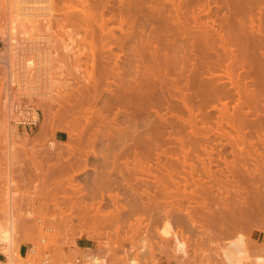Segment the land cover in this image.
<instances>
[{"label": "rangeland", "instance_id": "obj_1", "mask_svg": "<svg viewBox=\"0 0 264 264\" xmlns=\"http://www.w3.org/2000/svg\"><path fill=\"white\" fill-rule=\"evenodd\" d=\"M76 1L59 0L58 11L51 15L43 37L49 38L47 69L52 71V81L58 82L47 83V89L45 84H33L41 97L32 102L22 98L19 65L32 57L35 68L40 60L28 51L31 44L20 41L12 57L13 41H8L7 33L6 38L0 35V216L6 203L3 192L10 183L17 193L12 199L19 235L16 245L37 243L45 236L36 223L41 218L55 230L46 235L48 244L100 245L104 232L116 234L121 252L129 253V246L139 251L144 237L153 246L162 244L161 252L153 254L157 264H193L196 258L208 264L218 248L223 260L225 245L236 233L245 236L251 253L264 254V244L255 242L258 230L264 233V174L253 179L259 187L253 188L258 189L253 194L257 197L249 198L250 207L239 208L236 196L219 189L226 177L229 183L233 179L227 162H237L244 171L254 169L256 155L264 157L260 143L264 138V0H85V18L77 13L81 5ZM69 5L73 10L67 9ZM10 12L12 0H0V24ZM70 37L76 42L73 46L68 45ZM85 37L92 39L99 59L94 70L99 83L94 89L83 81L93 71ZM63 46L72 47L73 53L62 51ZM83 48L87 57L74 58ZM11 57L18 66L12 67ZM11 72L16 73V81L10 82ZM33 78L34 74L28 77ZM144 83L148 106L141 104L146 100L141 92ZM127 87L143 99L133 101L140 102L141 108L135 103L129 108L121 105ZM245 97L252 106L241 105ZM62 100L69 101L75 117L95 120L90 130L107 133H79L71 117L56 118L53 113L60 109L56 102L63 104ZM256 101L260 109L253 112ZM32 108L37 113L34 122L30 124L29 116L18 120L20 112ZM128 110L133 113L128 115ZM96 111L109 127L99 126ZM226 114L240 122V135L247 140L240 148L232 139L238 132L224 124ZM129 118L136 122L134 133L127 128ZM8 121L16 126L14 131L5 126ZM116 125L126 126L124 133H116ZM68 126L75 131L71 133L75 140L69 138ZM105 147L113 153L107 160L92 154H101ZM80 151L89 154L86 161L81 157L77 162ZM23 172L29 174L26 181ZM9 173L10 180H4ZM245 180L241 185L248 190L253 181ZM27 193L33 196L28 198ZM54 215L56 220L49 221ZM164 220H170L188 243V256L179 262L173 260L171 241L159 235Z\"/></svg>", "mask_w": 264, "mask_h": 264}, {"label": "bare ground", "instance_id": "obj_2", "mask_svg": "<svg viewBox=\"0 0 264 264\" xmlns=\"http://www.w3.org/2000/svg\"><path fill=\"white\" fill-rule=\"evenodd\" d=\"M56 1L57 0H12V12H10V14H9V17H7V18H5L4 20H3V24H0V35L1 36H3L5 33H7L6 35H8V38H9V40L8 41H13V45L14 46H11L9 49H10V52H9V54L13 57V55L14 54H16L15 53V49H16V47H17V45L19 44H17V41H20V43H26V45L29 43V48H28V51H34L35 52V54L37 55V59L36 60H40V61H38V64H37V67H33L34 65H33V61H31V60H33V58L31 57V58H29L28 57V59L27 58H24V62H21V65H19V66H21V67H19V69L20 70H22L21 71V74H20V77H22V79H21V81L22 82H24V92L23 93H21V95H23V99H26V100H28V101H31L32 102V99H34L35 97L36 98H39V97H41V96H39L38 95V88L37 87H35L34 85H42V84H45V86L43 87L44 89H47L46 88V86H47V83L49 84V86H51V84H52V82H54V83H57L58 81H52L53 79V77L51 76V70L50 69H47V68H49V67H47V66H49V60L48 59H46V58H49V52L50 51H48L47 50V48H46V45L47 44H49V38H47V37H43L44 35H45V31H49V28H50V18H51V15H53V12L54 11H58V8H57V4L58 3H60L59 2V0H58V2L56 3ZM68 1V0H67ZM70 1V0H69ZM85 0H77L76 2H80L79 3V5H81V7L80 8H75L76 10H77V13L79 14V15H82V17H84L85 18V16H86V14H87V9H86V5H85V2H84ZM72 2V1H71ZM64 3V2H63ZM65 5V4H64ZM85 5V6H84ZM70 7H72V6H70L69 5V7L67 6V9L68 8H70ZM57 8V9H56ZM70 9H72V8H70ZM70 9H68L69 11H70ZM73 10V9H72ZM68 11V12H69ZM75 11V10H74ZM55 13H57V12H55ZM65 13H67V12H65ZM42 17V18H41ZM40 18H41V21L42 20H45V23H44V25H41V23L39 22L40 21ZM88 26V28L87 29H92L93 30V25L91 24V26H90V23L88 24V23H86ZM48 25V26H47ZM48 27V29H45V27ZM261 27H263L262 25H260ZM87 29H84V30H86V34H85V36H87ZM91 29H90V31H91ZM89 31V30H88ZM262 31V30H261ZM92 33V32H91ZM263 34H264V32H263ZM262 34V35H263ZM7 37V36H6ZM6 37H2V38H6ZM92 37V36H91ZM85 38H86V40L88 39V41L90 42L89 44L85 41ZM83 40H84V43H86V45L88 44L89 46V48H90V59H91V63H90V65L92 66V69H93V71L92 72H89L88 74H87V76H86V78H84L83 79V81L84 82H86V84L87 85H90V86H93L92 88L94 89V88H96L97 87V85H98V83H99V80H98V77H95V75H94V70H96V67H97V65H95V64H97V61L99 60L98 58H97V55L95 54V52H94V50H93V46H94V44H92L93 42H92V39L91 38H87V37H85ZM5 40H7V39H5ZM91 40V41H90ZM74 42H75V40H73V39H71V37H70V39H69V43H68V45L71 43V45L73 46L74 45ZM92 42V43H91ZM76 43V42H75ZM41 44H42V46L43 47H40L41 46ZM35 46V47H31V46ZM28 46V45H27ZM19 47V46H18ZM36 47H40V48H36ZM64 47V46H63ZM62 47V51L64 50V51H66V52H69L70 51V49H72V47H68V46H65L64 48ZM8 49V50H9ZM17 51H18V48H17ZM65 52V53H66ZM70 52H72L73 53V51H70ZM69 52V53H70ZM33 54V53H32ZM34 54V55H35ZM67 54V53H66ZM79 54V55H78ZM77 55H74V58L76 57V58H78V56H82V57H87V53H86V50H84V48L81 50V52H79ZM12 57L10 58V59H12ZM31 59V60H30ZM19 61V60H18ZM21 61V60H20ZM20 63V62H19ZM10 64L12 65V67H14V66H16L17 64H16V61L14 60V58L12 59V60H10ZM35 64V63H34ZM11 65H10V67H11ZM18 66V65H17ZM33 68H34V70H33ZM56 69H59V67L58 68H56ZM34 71V72H33ZM32 74H34V78L31 80V79H28V77L29 76H32ZM103 74V72L100 70L99 71V75L101 76ZM10 76V82L12 81H14L16 78H17V75H16V73L15 72H11V74L9 75ZM61 76V75H60ZM9 79V78H8ZM16 81V80H15ZM34 84V85H33ZM64 84H66V83H64L63 82V85L62 86H64ZM147 85H146V83H144V84H142L141 85V92H142V97L144 96L145 97V102L143 101V99L140 97V98H137L136 96H134L135 95V93H131L132 91L131 90H133L134 91V89L132 88H130V87H127V90L125 89L124 90V103L125 102H127V103H121V105L122 106H125V105H127V107L126 108H129V107H133V106H135V105H139V107L141 106L140 105V102H139V104H136V102H133L134 100H135V98H137V100L138 99H141L142 101H143V103H141V104H144V105H146V106H148V104H149V101H148V98H147V94H148V92H146V89H147V87H146ZM129 88H130V90H129ZM148 91V90H147ZM50 92H51V90L49 91V96H50ZM147 93V94H146ZM20 95V96H21ZM246 95H248V90L246 91V93H245V96ZM258 96V95H257ZM135 97V98H134ZM35 98V99H36ZM63 101V104H61L60 103V101L59 102H56V103H59V106H60V109H63L62 111L60 110V109H58V110H60V111H58L57 109V112H59V113H57V112H55V113H53V115L56 117V115H57V117L56 118H58V119H60L59 117H61V116H64V118L66 117V118H68V117H71V119H73V122H74V126L73 127H78V128H80L79 129V133H99V132H101V133H107V131L105 130V132H104V130H102V129H100V130H97L96 128V130L97 131H92L93 129H89L90 127H91V125H93V123L95 122V120L93 119V118H90V117H85V118H77V117H75L74 116V114H73V112H71V106H70V103H69V101L68 100H62ZM257 102V101H256ZM65 103V104H64ZM135 103V105H132V106H129L128 107V105L130 104H134ZM138 103V102H137ZM249 103L251 104V102L245 97V100L242 102V106L243 105H249ZM105 104H106V102H105ZM66 105V106H65ZM108 106L106 107V105H105V107H106V110H108L109 109V104H107ZM112 105V104H111ZM254 105V109H253V112L254 111H259V107H258V102L255 104H253ZM7 106V105H6ZM11 107H9V115H10V113L11 112H14L13 111V107H12V105H10ZM67 106H68V108H67ZM104 106V105H103ZM224 106V105H223ZM251 106H252V104H251ZM105 107H104V109H105ZM138 107V106H137ZM142 107V106H141ZM140 107V108H141ZM239 108H241L240 106H238ZM111 108V107H110ZM125 108V107H124ZM224 108H225V106H224ZM238 108V109H239ZM259 108V109H258ZM103 108H101V109H99V110H102ZM104 109H103V111H104ZM143 109V108H142ZM225 109H227V107L225 108ZM127 110V109H126ZM131 110V109H130ZM109 111H111V109L109 110ZM125 111V110H124ZM226 111V110H225ZM23 112V111H22ZM97 112V111H96ZM99 112V111H98ZM97 112V113H98ZM102 112V111H101ZM108 112V111H107ZM128 112H129V110H128ZM127 112V113H128ZM132 113H133V111H131ZM131 112H129L128 113V115H130L131 114ZM100 113V112H99ZM98 113V114H99ZM117 113V112H116ZM126 113V114H127ZM257 113V112H256ZM93 114H94V112H93ZM96 114V113H95ZM97 114V115H98ZM119 114V113H118ZM122 114V113H121ZM12 115V114H11ZM10 115V116H11ZM21 115H23V116H21ZM100 115V114H99ZM98 115V116H99ZM102 115V114H101ZM101 115H100V119L98 120V122H100L101 124H99V126L100 125H102V126H104L105 124L107 125V127H109L110 126V124L109 123H104L105 121H103L102 120V118H101ZM115 115H117V114H115ZM123 115V114H122ZM258 115V114H257ZM8 116V115H7ZM9 116V117H10ZM27 116H29L30 118H29V122L30 121H33V120H36L37 119V113H36V109H34V108H32V110H31V112L30 111H24L23 113H21L20 112V118L18 119V120H20V119H27L26 117ZM59 116V117H58ZM92 116H95V115H92ZM97 116V117H98ZM104 116V115H103ZM224 116H225V114H224ZM226 123L224 122V124H227V125H229L230 126V128L232 127V129L234 128V129H236L235 131H237L238 132V135H237V138H232L233 140H234V145H236L238 148H240L239 147V145H240V143H242V144H244L245 142H247V140H246V138H245V136L244 135H240V132L239 131H241L240 130V126H238V124L240 123L239 121V123L237 124L236 123V121H234L233 120V118L231 117V116H229V115H227L226 114ZM12 117V116H11ZM24 117V118H23ZM54 117V118H55ZM258 117V116H257ZM63 118V119H64ZM65 118V119H66ZM106 118H107V116H106ZM133 118H134V116H133ZM132 118V119H133ZM9 119V118H8ZM132 119H128V121L130 120V122H128L129 123V126L127 127L128 128V130L131 132V133H134L135 132V130H134V125H135V123H133L135 120H132ZM12 120V119H11ZM107 120V119H106ZM115 121V120H114ZM113 121V122H114ZM225 121V120H224ZM34 122V121H33ZM223 122V121H222ZM222 122H220V123H218V124H220V125H218L219 127H221V123ZM7 125H5V126H8V129H9V131H14L15 129H16V126H11L10 125V123H9V121H8V123H6ZM30 124H31V122H30ZM109 124V125H108ZM116 124V123H115ZM223 124V123H222ZM236 124H237V126H236ZM262 124V123H261ZM15 125H17V123H15ZM226 125V126H227ZM240 125V124H239ZM262 125H264V124H262ZM261 125V126H262ZM4 126V127H5ZM117 126V125H116ZM115 126V129H116V133L118 132V133H122L123 132V127L122 126H117L116 127ZM217 126V127H218ZM242 126V125H241ZM15 127V128H14ZM72 127V126H71ZM70 126H68L67 128V130H68V133H70V136H69V138L70 139H72V140H75V138L76 137H73L72 135H71V133H75V131L71 128ZM126 127V126H125ZM125 127H124V130H125ZM216 127V128H217ZM218 127V128H219ZM243 127V126H242ZM263 127V126H262ZM66 128V127H65ZM78 128H75V129H78ZM102 128V127H101ZM106 128V127H105ZM217 128V129H218ZM260 127L258 126V129H259ZM103 129H104V127H103ZM136 129V128H135ZM217 129H216V131H217ZM220 129V128H219ZM221 129H223V128H221ZM220 129V130H221ZM233 129V130H234ZM257 129V130H258ZM23 130H24V128H23ZM107 130H108V128H107ZM113 130V129H112ZM111 130V131H112ZM211 130V129H210ZM220 130H219V132H220ZM88 131V132H87ZM110 131V132H111ZM115 131V130H114ZM113 131V132H114ZM137 131V130H136ZM224 131V130H223ZM260 131V130H259ZM209 132V131H208ZM218 132V131H217ZM221 132H222V130H221ZM14 133V132H13ZM77 133V132H76ZM109 133V132H108ZM124 133V132H123ZM223 134V133H222ZM221 134V135H222ZM216 135H218V134H216ZM220 135V134H219ZM225 135V134H224ZM226 136H228L229 137V134H226L225 135V138H226ZM221 137H223V136H221ZM257 137H260V136H257ZM78 138V137H77ZM224 138V137H223ZM81 138L79 137V140H80ZM259 139V138H258ZM78 140V141H79ZM261 141H260V143H263V145H264V138H263V140L262 139H260ZM81 141V140H80ZM79 141V142H80ZM53 143V142H52ZM82 143V142H81ZM253 142H251V144H252ZM248 144H250V143H248ZM68 146H70V145H68ZM235 146V147H236ZM252 147V145H249V147ZM50 147V146H49ZM256 148V147H255ZM72 149V148H71ZM70 149V150H71ZM242 149L243 148H241V151H242ZM52 150H54V149H52ZM111 151V150H110ZM109 151V148L108 147H105L104 148V150H103V152L101 153V154H98L97 152H93L92 151V154L94 155V156H98V155H100V156H103L105 159L106 158H108V155L111 153ZM240 151V152H241ZM74 152H76V151H74ZM113 152V151H112ZM246 153L248 154V155H250V152H249V150L247 151L246 150ZM245 153V154H246ZM78 154V159H76L77 160V162H78V160L81 158V157H83L85 160L84 161H86V159H87V157H88V155L89 154H87L85 151L84 152H82V151H80V152H78L77 153ZM113 154V153H112ZM112 154H110V155H112ZM116 154V153H115ZM252 155V154H251ZM118 156V155H117ZM257 157H255L254 159V169H251V170H249V169H246V168H244V171H242L240 168H239V165L237 164V162H235V163H229V165H228V162H227V169H228V175L230 176H232L233 177V179L231 180L232 182L231 183H229L230 182V179L229 178H227L226 176V179H227V181H225V185L223 184L222 186L223 187H221V185L219 186V187H221V188H219V189H222V191H224V193L226 192L227 194L229 193V194H231V195H233V196H236L237 198H235V199H237L238 201H239V204H237V201H236V205H238V207L242 204V205H248V207H250V205H249V198L251 197V196H256V195H253V194H255V189H256V191L258 190L257 189V187H259V185L257 184V183H254V181H253V179L255 178V179H257V177H259L260 176V178H262V176H263V174H264V172L262 171V169L264 168V162H262V158H264L263 156H261L260 154H259V156L258 155H256ZM76 157V155H75V158H77ZM116 157V156H115ZM114 157V158H115ZM247 157V156H246ZM245 157V158H246ZM248 158H252V157H250V156H248ZM257 158V159H256ZM117 159V158H116ZM247 159V158H246ZM81 160V159H80ZM107 160V159H106ZM115 160V159H114ZM225 160V159H224ZM223 160V161H224ZM243 160H245L244 158H243ZM249 160V159H248ZM257 160V161H256ZM104 161V160H103ZM255 161H256V163H255ZM81 163V162H80ZM84 163H86V162H84ZM106 163V162H105ZM115 163V162H114ZM225 163H226V161H225ZM10 164V163H9ZM256 164V165H255ZM86 165V164H85ZM244 165V164H243ZM242 166V165H241ZM263 166V167H262ZM245 167V166H244ZM262 167V168H261ZM115 168V167H114ZM225 168V169H226ZM114 170V169H113ZM104 171V170H103ZM120 171V170H119ZM226 171V170H225ZM114 172H116L115 170H114ZM119 173V172H118ZM11 174L9 173L8 174V176L6 175V177L4 178V180H6V181H9L10 180V176ZM103 174H101V176H102ZM257 175V176H256ZM228 176V177H229ZM212 177V176H211ZM101 178V177H100ZM213 178H215V176H213ZM246 178H248V180H245L244 182H246V181H253L252 183H254V184H252V183H248L249 184V187H248V184L247 183H245L246 184V186L248 187V190H246V188L244 187V186H242L241 185V182L243 181V179H246ZM102 179V178H101ZM242 180V181H241ZM229 181V182H228ZM256 181V180H255ZM221 183V182H220ZM229 183V184H228ZM243 183V182H242ZM227 184V185H226ZM255 184H257L258 186L254 189V191H253V188H254V186H255ZM219 185V184H218ZM263 186V185H262ZM216 189V188H215ZM218 189V190H219ZM218 192V191H217ZM233 194H232V193ZM4 194H3V198L5 199L4 201H6V203L3 201V203H5V205L3 206V210H4V213H2L3 215L2 216H0L1 218H0V257L4 260V262H0V264H19V262L21 261L20 260V256L18 255V249H19V247L20 246H17L16 244L19 242V241H17L16 240V238L19 236L18 234H17V225H16V222H17V218H15L16 216H15V214H14V212H13V202H12V199L15 197V195H17V193L16 192H14V191H12L11 190V185H10V183H9V186H6L5 187V190H4V192H3ZM258 195H260V193H258ZM27 196H28V198H30V197H32L33 195H31L30 193H27ZM257 197V196H256ZM117 198V197H116ZM116 198H114V199H116ZM250 201H252L253 202V200H250ZM254 203V202H253ZM242 205H241V207H239V208H242ZM251 205H252V203H251ZM253 205H255V204H253ZM252 205V206H253ZM253 207H255V206H253ZM252 209V208H251ZM250 209V210H251ZM24 216H28V214H25ZM174 226L172 225V223H171V221L170 220H164V222L162 223V225L160 226V228H159V230H158V232H159V235H160V237L163 239V240H166V241H171V250H172V257H173V260H176V261H178L179 259H183V258H185V257H187L188 256V243L186 242V240L185 239H183V238H181L180 237V235L175 231V229L173 228ZM46 236V235H45ZM161 239V240H162ZM141 240V246L139 245V251H137V249H134V250H136V251H134V253H131V254H127V264H139L138 263V261H137V259L138 258H140V259H142V257L144 256V255H142V252L145 250V248H146V245H147V240H145L144 239V237L143 238H141L140 239ZM165 241V242H166ZM245 242H246V240H245V236L242 234V233H236V235L234 236V238H232L231 240H229L228 241V245H225L224 247H225V251H224V256H222L223 257V260H224V264H243V263H249V264H264V254L263 253H261V251L259 250V252H257L256 253V251H252V253L249 251V249H247L246 247H245ZM74 244H75V242H74ZM164 244V243H163ZM259 253V254H258ZM153 254H155L154 252L151 254V261L150 262H148V264H157L158 263V261H155V257L153 256ZM219 254V253H218ZM262 254H263V256H262ZM140 255H142V257L140 256ZM126 258V257H125ZM178 259V260H177ZM222 260V259H221ZM223 260H222V262H223ZM147 261H149V260H147ZM155 263H154V262ZM179 262V261H178Z\"/></svg>", "mask_w": 264, "mask_h": 264}, {"label": "built area", "instance_id": "obj_3", "mask_svg": "<svg viewBox=\"0 0 264 264\" xmlns=\"http://www.w3.org/2000/svg\"><path fill=\"white\" fill-rule=\"evenodd\" d=\"M45 172L48 174V169H45ZM28 179L29 174L23 172L22 180L26 181ZM56 217L55 215L51 216L49 221H55ZM36 223L41 227L44 235H50L55 231L52 226L44 223L41 218L36 219ZM102 234L105 235V238H99L100 245L94 243L77 245L75 243L74 245L66 246L58 241L48 244L47 236H44L37 243L20 245L18 255L21 261L19 264H127V254L134 253L136 250L129 246V253L121 252L122 244L116 234L104 232ZM22 246H24V250L21 251ZM161 248L162 244L153 246L147 242L142 255L147 256L149 259L153 252L159 254L162 250ZM218 253L211 255L208 264H224ZM142 255L140 256L142 257ZM148 259L143 256L142 259L138 258L137 261L139 264H148ZM193 264H206V262L204 259L196 258Z\"/></svg>", "mask_w": 264, "mask_h": 264}, {"label": "crops", "instance_id": "obj_4", "mask_svg": "<svg viewBox=\"0 0 264 264\" xmlns=\"http://www.w3.org/2000/svg\"><path fill=\"white\" fill-rule=\"evenodd\" d=\"M255 242L257 244H264V233L258 230L257 237L255 238ZM24 250V246L21 247V251ZM0 262H4V260L0 257Z\"/></svg>", "mask_w": 264, "mask_h": 264}]
</instances>
